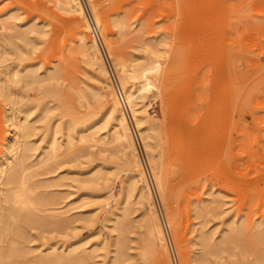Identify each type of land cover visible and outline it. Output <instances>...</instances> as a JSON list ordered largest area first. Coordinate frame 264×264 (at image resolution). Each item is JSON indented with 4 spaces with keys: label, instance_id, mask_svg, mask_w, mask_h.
Masks as SVG:
<instances>
[{
    "label": "rangeland",
    "instance_id": "1",
    "mask_svg": "<svg viewBox=\"0 0 264 264\" xmlns=\"http://www.w3.org/2000/svg\"><path fill=\"white\" fill-rule=\"evenodd\" d=\"M95 1L105 22L101 27H94L88 0H81L92 29L80 25L86 24L82 15L65 12L55 0H0V21H10L9 29L0 30V53L9 50L0 57V77L15 64L39 69L43 77L58 74L32 85L9 78L11 97L21 99L20 105L30 108L27 112L0 88V159L7 152L5 138L13 133L8 117L12 106L19 122L36 126L30 136H22L32 146L26 170L8 163L4 179L15 178V186L5 185V193L20 180L32 190L35 204L26 212L36 223L28 220L25 227L12 228V211L0 189V264H184V255L196 264L194 258L204 254L199 243L203 232L217 247L210 264L264 263V0ZM72 15L78 20L72 22ZM82 30L97 37L108 77L82 52ZM156 47L164 52L162 80L144 100L150 116L144 124L162 155L160 169H165L167 155L180 158H172L178 165L164 190L112 60L144 62L148 49ZM100 87L105 95L96 97ZM111 92L125 106L153 197L150 208L164 231L169 256L161 261L143 255L149 206L136 190L125 200L132 166L116 152L118 143H102L111 131ZM70 124H76V138L68 140ZM55 130L59 142L73 145L46 160L47 141ZM81 136L94 139L81 142ZM101 168L111 179L89 184L90 191L83 193L84 179ZM77 177L82 179L69 181ZM44 197L52 201L41 203ZM77 245H82L80 253H64ZM54 247L57 254L78 259L44 263V253Z\"/></svg>",
    "mask_w": 264,
    "mask_h": 264
},
{
    "label": "bare ground",
    "instance_id": "2",
    "mask_svg": "<svg viewBox=\"0 0 264 264\" xmlns=\"http://www.w3.org/2000/svg\"><path fill=\"white\" fill-rule=\"evenodd\" d=\"M88 2L90 3L89 5H90V8H91L90 10H91L92 16H93L92 19H93L94 27H101L105 22L103 20V17L101 16L102 14L100 12V9L98 8L97 2L95 0H88ZM55 4H57V7H60L61 9H63L67 13H71V14L72 13L73 14L79 13L80 15H82L83 19L86 22V24L80 23V25L84 26L85 28H88V26H90L92 29H94L93 25L89 22V19L86 18L87 16L85 15V11H84L85 7L81 3V0H55ZM70 20H73L72 22H75V20H78V18L75 15H72L70 17ZM9 22L0 21V30L9 29V26H8ZM28 31L29 30H26L25 32L22 33L24 38H26ZM35 31H37V30H35ZM82 31L84 32L83 33L84 35L83 34L81 35L80 42L82 44V46H81V48L83 49L82 52L86 56L87 61L89 63H91L92 65L97 66L103 76L108 77L109 76L108 65H106L105 60L103 59L101 47H100V44H99L97 37L96 36L91 37L85 30H82ZM18 49H21L20 46ZM8 52H9V50L1 52L0 57L3 55L5 56ZM163 55H164V52L162 51V49L156 47V48H149L148 49V51L146 52V55H145V61L144 62L128 63L126 60H124L122 58H118V57H114L112 59L114 62L113 63L114 68L115 67L117 68V70H115V71H118L117 73L119 74L121 88L123 89V92L126 94L127 102L129 103L133 119L135 120V124L137 126V129L142 136V141L144 142L143 144L145 145L144 147H146V150H148V152H149V153L147 152L149 154L148 157L150 156L149 159H150L151 163L153 164V167L157 170L161 168V167L159 168V162L161 159L160 160H158V159H159V157H162V155L160 154V152L158 150L156 151L157 143H156V140L154 138V135H152L150 133V131L147 129L146 125L144 124L145 122H150V116L147 112V106H146L147 104L144 102V100H145V98L150 96L149 93L152 90H154V89L156 90V88L158 89L157 80H158V78L161 79V77H162L161 76V74H162L161 69H162L163 64H161V63L163 61L161 62V59L163 58ZM170 62H172V61H170ZM27 67L28 68L26 70H23V69L19 68L18 64H15L14 66L4 70L2 73L3 76L0 77L1 94L6 99H9L13 105L18 106V108H21V111H24V112H27L30 108L25 107L22 104L20 105L21 99L18 100V99H13L11 97V95H12L11 92L13 91V87H12V84L9 83L10 82L9 78L11 80L16 81V82H22L23 81L26 83V85H32L35 82H45L47 80H53V79L58 78V74L56 71L50 72L46 76L43 77L40 75L41 73L39 72V69H31V68H29L28 65H27ZM171 67L169 66L168 69H170ZM173 67H175V66H173ZM177 68L178 67L176 66L175 69L177 70ZM164 69L162 71H165ZM172 71L176 72V71H174V69ZM170 72H171V70H170ZM173 76H175V75H173ZM171 77H172V74H171ZM165 78H166V75H164V77H163L164 83L166 82ZM167 78H168V76H167ZM167 78H166V80H167ZM102 81H103V83H105V86H108V85L110 86V83L106 82V80L103 79ZM168 81L170 82V79H168ZM161 84H162V82H161ZM163 85L164 84H162V86ZM164 87L165 86H163V88L161 90H165L166 88L164 89ZM220 88H221V85H220ZM99 89L101 91H96L94 93V95L96 97L104 96L105 93L102 90L103 88L100 87ZM230 89H231V87H230ZM159 93H162V92L160 91ZM165 93H166V91H165ZM227 93H229V92H227ZM110 94H111L112 102H111V105H110L109 110H108V118L112 121L111 129H110L111 131H110V135L105 140H102V143H105V144H107V143L111 144L112 142H116V144L118 143L120 145V147L116 152L121 153L120 156L123 157V159L125 160L124 162H126L128 165L132 166V173H131V175H129V182H128V187L130 188V190L127 192V194L125 196V200H127V202L130 201V199L133 195V191L136 190L138 199H141L143 203H145L147 206H149L148 211H150V212H148L149 213L148 217H150V219H149L150 222H149V225L147 226L148 227L147 228L148 237L146 238V241H147L146 247L147 248L145 249L143 255H144V257H147V258H149L148 256L152 257V255H153L155 257H158V261H161V260H159L161 256H164L166 258L169 256L168 250H167V247L165 244L164 231H163V228L160 226V224L156 220L155 212L153 211L152 208H150V206L153 204L151 201V198H153V197L150 196L151 190H149L150 187H149V184L147 183L148 181H147V178L145 175L146 173H145L144 169L143 170L141 169V167H143V164L141 166V161H140L141 157H140L137 145L135 143V138H134V135H133L130 123H129V119H128V115H127L125 106H124V104L121 103L119 97H117L116 94H114L113 92H111ZM166 94H169V93H166ZM219 95H216V96H219ZM81 96L83 97V95H81ZM227 96L230 99L229 94H227ZM220 98H221V96H220ZM13 110H14V107L12 106L11 111L8 115L9 120L11 121V126L13 127V133L10 135H7V137L5 138L7 152L2 157V159H0V189L3 191L2 196H4V198H2V199L4 200L5 206H8L9 210L12 211V214L11 215L9 214L11 219L13 220L11 227L17 229L18 227H21V228L25 227V225H27L28 220L29 221L32 220V222L36 223V217L34 215L29 214L31 211L28 213L26 212L29 210V208L32 204H35V200L31 196L32 190L27 188L25 182L24 181L22 182V180H20V182L18 183V185H16V187L7 188L8 190H6V191H8V192L5 193V185H7L9 183L10 185L15 186V182H14L15 178L14 177L11 180H9L8 183L6 181L4 182L5 174H6L5 166L8 163H12L14 165L18 164V166H20V169L23 170V173H24V171L27 168L25 166L26 160H27V152L30 149V147L32 148V146H31V144H29V142H28V144H29L28 145L26 141H23L22 136H24V138H25V136L26 137L30 136L31 131L34 130V128L36 126L30 124L29 120L28 121L26 120L25 123L19 122L18 119L16 118L17 115L15 112H13ZM43 110L45 111V108H43ZM46 116H47V114H46ZM75 123L77 124V122H75ZM173 123H175V122H173ZM76 124H70L69 127L67 128L66 133L68 134V140L76 138V134H75V132H76L75 131V125ZM164 130H166V129H164ZM58 131L59 130H55V132H53V135H51V137H49V141H47V144L49 146V152L46 156V160L56 158L61 153L69 151L73 145L72 141H70L71 144L68 146L66 144H64L63 142H59L58 137H57ZM166 131H170V130H166ZM175 131L173 130V132H175ZM171 135L172 134H170L169 136L171 137ZM88 139L92 140V139H94V137L90 138L88 136H81V142H85ZM171 140H173V139H170V141ZM173 145H175L176 147L178 145V147L180 148L179 143H175V141L173 142ZM175 146H174V148H176ZM178 147L175 149V151L178 149ZM167 148L170 151H172L171 150L172 146H171V148L169 146ZM174 148H173V150H174ZM165 152H167V151H165ZM176 152L179 153V149ZM162 154H163V152H162ZM166 154H169V152H167ZM170 154H171V152H170ZM174 155H176V154L174 153L171 156L167 155L169 158H168V160H166L165 169L164 170H162V169L158 170L159 173H157L158 175H157L156 179H158V182H159L158 186H160V188H162V190H164L167 187L166 186L167 185V177L173 173V171L176 168V165H178V163H175L174 161H172V158H174L176 161H178L180 158H178L177 156H179V155L177 154V156H176L177 158ZM160 164H161V162H160ZM157 170L154 172L155 174H156V172H158ZM143 171H144V173H143ZM81 179L82 178L77 177V178H73L72 180H69V181H80ZM103 179H111L110 175H108V173L105 172L103 168L93 171L90 174V176L88 178L84 179V181H83V182H86V184H84V183L82 184L83 193H87V191H90L89 190L90 185L96 184V183H101V181ZM155 183H156V181H155ZM0 193H1V191H0ZM48 199L49 198L44 197L43 199H41V203L43 202L44 204H46L47 202L52 201V199H50V201ZM53 199H55V198H53ZM0 208H2V207L0 206ZM24 211H25V213H27L26 215H24V213H23ZM146 211H147V209H146ZM173 211H175V210L171 209V211H169L171 217L174 216ZM32 214H34V213H32ZM119 225H122V224H119ZM119 227H118V229H120ZM20 232L21 231H18V233H20ZM20 236H23V234L20 233ZM18 237H19V235H17L15 238L18 240ZM199 243H200V249L204 254L202 253L203 254L202 256H198V257L194 258L193 261L196 264H210V262H211L210 256L213 252H215L217 250L216 245L214 244L213 241H211V237L206 232H203L202 236H200ZM181 247H182V245H181ZM81 248H82V245H79V246L77 245L74 248L72 247L70 252L69 251L64 252L65 250L61 251V252L68 253V254L69 253L78 254L82 251ZM56 250L58 251V249L54 247L50 251H48L47 253H44L43 258H42L44 263H49V262H53V261L67 262V261H73V260L78 259V258H74L72 256H67L68 257L67 258L65 255L61 254L60 252H59L60 254H57ZM68 254H66V255H68ZM184 256L185 257H184L183 263L184 264H190L189 257H187L186 255H184ZM165 261H167V259ZM168 261H169V259H168ZM169 264H171L170 261H169ZM253 264H264V263L261 260H258Z\"/></svg>",
    "mask_w": 264,
    "mask_h": 264
},
{
    "label": "built area",
    "instance_id": "3",
    "mask_svg": "<svg viewBox=\"0 0 264 264\" xmlns=\"http://www.w3.org/2000/svg\"><path fill=\"white\" fill-rule=\"evenodd\" d=\"M118 89V88H117ZM118 92H119V95H122V91H121V89H118ZM151 189H152V187H151ZM152 191H153V189H152Z\"/></svg>",
    "mask_w": 264,
    "mask_h": 264
}]
</instances>
